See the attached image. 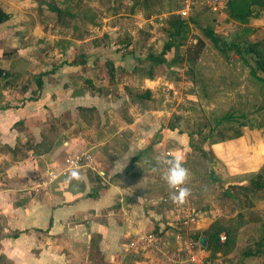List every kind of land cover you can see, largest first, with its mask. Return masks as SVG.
<instances>
[{
	"label": "crops",
	"instance_id": "0c3cea01",
	"mask_svg": "<svg viewBox=\"0 0 264 264\" xmlns=\"http://www.w3.org/2000/svg\"><path fill=\"white\" fill-rule=\"evenodd\" d=\"M238 3L241 12L229 17L243 46L213 50L233 52L242 69L255 71L249 83H264L263 69L244 47L261 42V31L248 33L245 25L252 11L264 14V0H226L225 6ZM0 10L7 15L0 22V264H189V236H204L215 217L200 210L211 194L204 176L229 177L236 165L243 175L257 173L264 139L256 148L245 138L237 146L218 141L212 129L194 133L172 122L186 117L178 95L190 83H170L171 70L182 65L188 71L203 57L180 48L175 64L171 32L180 24L170 26L182 18L174 1L0 0ZM161 26L165 31L155 32ZM230 64L211 65L212 71L222 69L234 80ZM192 135L205 143L194 145ZM224 150L242 159L228 162ZM83 151L92 162L75 168L81 181L68 182L70 169L39 186L50 170L61 172L66 158ZM165 151L184 158L187 187L195 186L187 201L195 202L196 214L188 226L180 219L184 204L172 203L162 172L153 171L155 156ZM12 231L20 233L11 237ZM147 233L152 243L142 240ZM247 250L238 264L252 255ZM219 261L235 262L218 257L206 264Z\"/></svg>",
	"mask_w": 264,
	"mask_h": 264
},
{
	"label": "rangeland",
	"instance_id": "374dc122",
	"mask_svg": "<svg viewBox=\"0 0 264 264\" xmlns=\"http://www.w3.org/2000/svg\"><path fill=\"white\" fill-rule=\"evenodd\" d=\"M173 1L179 11L184 9L187 4H185V0ZM188 1L190 8L187 15H181L179 12V16L182 19L171 21L173 23L170 26L171 28L180 24L177 26L178 28H173V32H171L174 35V43L176 44V52L173 58L176 59L175 64L180 63L178 58L183 52L181 49L188 51L191 58L194 57L195 59L198 54H202L203 57L202 60L200 59L201 61L196 63L192 61L188 71H183L182 65H180V69L177 67L171 70V75H169L170 83H176V85L190 83L191 85L187 87V90L183 94L178 95L180 106H177V108L182 107L183 113L186 112L185 119L172 122H177V125L185 131H192L194 133L195 131L203 132V129L205 131L212 129L218 141L225 138L237 146L241 144L240 140L245 138L248 145L256 148L259 144V139H264V125L259 127L258 124L260 119L264 121V83H249L256 74L250 73L247 67H243L242 69L240 59L233 52H231L232 54H228V56H219L213 50L217 47H222L224 50H232L234 43H238V47L241 46V38L238 36L239 30L236 26L232 25L229 13L232 11L236 13L237 11L241 12L238 10V7L242 5L238 3V6L228 8L225 6L226 0ZM254 1L259 4L262 0ZM149 26L151 27V25ZM245 27L248 28V33H252L253 29L261 31V35L259 36L262 39L259 49L261 53L263 52L264 56V14L252 11L250 23H248V26L245 25ZM164 28L163 26L155 28V32L162 33L165 31ZM140 30H142L141 32H146L144 29ZM255 40L257 39H253L252 41L254 42ZM182 45L183 47H181ZM179 49L181 52H179ZM242 59L244 58L242 57ZM226 62L228 64L233 63L230 65H236L233 75L236 76L237 80H232L230 77L227 78V72L222 69L217 68L216 71H212L211 65L216 67L217 64H225ZM121 78L125 81L124 76ZM227 79L235 83H226ZM217 80H220L219 83H215ZM243 81L247 83H243ZM171 96L173 102H178V98L174 97L173 93ZM190 139L194 145L205 143L202 141L203 139L196 137V135H192ZM252 146L251 149H253ZM192 150L195 156L196 151L193 148ZM241 155L234 156L230 151L227 154L226 150L221 153V156L231 163L235 159H237L238 163V159H242ZM257 155L259 160L260 158L263 159V161L261 160L263 166L259 170L257 169V173L253 170H248L247 173L246 169H244L246 173L243 175L239 173L242 166L239 165L238 167L236 165L234 166V173L229 174V177L225 173L220 174V176L213 173L211 177L204 176V181L201 182L204 183V186L207 182L208 186L206 188L211 193L210 197H207L206 200L204 198L201 201L202 206L200 207L203 214L207 216L211 217V211L215 214L210 224L218 220L219 225L232 226V224L234 225L233 221L238 215L242 216L244 223L247 221L250 224L243 230L244 223L237 230L235 229L237 235L234 248L231 252L217 256V258L222 257L226 260L234 259L235 262L233 264H238L237 259H240L239 257L242 255L244 247H248L247 251L251 252L252 255L242 264H264V241H262L264 238V227L262 226V221H264V187L255 189L251 185V180L254 178L257 182H264V156L261 157L258 152ZM243 156L246 155L243 154ZM66 159L64 161L65 164ZM193 188L195 189V186L191 185L190 189ZM245 207L247 210L244 209ZM230 219L234 220L230 222ZM192 235L189 237L193 241H196L198 236H195L196 233ZM194 249L198 251L203 248L202 245L200 247L196 243ZM187 254L189 258V253ZM197 255L199 257L196 258V263L194 264H206V261L210 260L209 254L206 251L205 253L199 252ZM228 255L230 256L227 257ZM217 258L209 262H213ZM188 263L190 264L191 262ZM217 264H224V262L219 261Z\"/></svg>",
	"mask_w": 264,
	"mask_h": 264
},
{
	"label": "trees",
	"instance_id": "16d2710c",
	"mask_svg": "<svg viewBox=\"0 0 264 264\" xmlns=\"http://www.w3.org/2000/svg\"><path fill=\"white\" fill-rule=\"evenodd\" d=\"M6 17L7 15L0 10V22L6 19ZM259 45H260V41L258 40L254 42L247 41L245 42L244 47L246 48L245 50L247 51V54L249 53L247 57L251 58L254 61V63L257 65V67L261 66V68L264 71V58L257 53V49ZM238 46H239L238 43L234 44V48L236 49H240L243 45H241L240 47ZM244 59L248 61L247 58ZM252 74H255V71L253 69H252ZM81 111L83 113L84 109H81ZM251 185L255 189H260L264 187V182H257V180L254 178L253 180H251ZM230 220H231L230 222H232L234 219H230ZM233 222L234 225L232 224V226L219 225L218 220H216L202 231V234L206 237V244L202 246V248L206 252H208L210 259L209 261H212L215 258H217L219 254L225 255L233 250L237 235V231H235V229L237 230V228H239V226L243 224L242 216L238 215ZM19 233L20 231H12L10 233V236L17 237ZM222 233L225 235L224 241H220L219 239L220 234Z\"/></svg>",
	"mask_w": 264,
	"mask_h": 264
},
{
	"label": "clouds",
	"instance_id": "9594fccd",
	"mask_svg": "<svg viewBox=\"0 0 264 264\" xmlns=\"http://www.w3.org/2000/svg\"><path fill=\"white\" fill-rule=\"evenodd\" d=\"M155 164L156 167L153 171L160 170L162 172L161 178L170 190L172 203L177 206L185 204L191 196V189L187 187L190 172L184 166V158L180 155L166 156L165 154H159L155 156ZM100 175H103V173H100ZM67 179L68 182L81 181L83 177L78 169L73 168L70 170Z\"/></svg>",
	"mask_w": 264,
	"mask_h": 264
},
{
	"label": "built area",
	"instance_id": "2783aa9c",
	"mask_svg": "<svg viewBox=\"0 0 264 264\" xmlns=\"http://www.w3.org/2000/svg\"><path fill=\"white\" fill-rule=\"evenodd\" d=\"M185 4H186L185 8L179 11L181 15H187L188 9L190 8V4H189L188 0H185ZM164 154L169 155L170 153L168 151H166V152H164ZM91 162H92V155L89 152L83 151V152L77 153V154L73 155L72 157L66 159V165L62 169L61 172H55V171L50 170L48 172L47 179L40 181L39 186L44 187L49 182L57 179L61 173H66L68 170L73 169V168L88 166L91 164ZM163 200L166 201L167 198H163ZM195 214L196 213H195L194 202L193 201H187L184 204V207L182 209V216L180 219L184 225L188 226L190 224V222H192L194 220ZM219 239H220V241H224L225 235L223 233L220 234ZM142 240L152 243L154 241V236H152L150 233H147V234L142 236ZM196 243H198V245L201 247L199 237H198V239H196V241H193L192 239L188 240V242L185 246V250L187 251V253H189V258L187 257V261H189L191 263H196V258L198 257L197 254H199V252H200V250L197 251L194 249ZM164 250H165L164 246H160L158 248V251L162 252V254H163ZM166 258H169V256H166Z\"/></svg>",
	"mask_w": 264,
	"mask_h": 264
},
{
	"label": "water",
	"instance_id": "95a60500",
	"mask_svg": "<svg viewBox=\"0 0 264 264\" xmlns=\"http://www.w3.org/2000/svg\"><path fill=\"white\" fill-rule=\"evenodd\" d=\"M200 243L202 246H204L206 244V237L205 236L200 237Z\"/></svg>",
	"mask_w": 264,
	"mask_h": 264
}]
</instances>
